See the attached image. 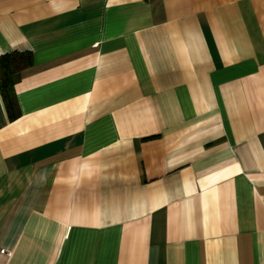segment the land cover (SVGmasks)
<instances>
[{"label": "crops", "instance_id": "0c3cea01", "mask_svg": "<svg viewBox=\"0 0 264 264\" xmlns=\"http://www.w3.org/2000/svg\"><path fill=\"white\" fill-rule=\"evenodd\" d=\"M0 264H264V0H0Z\"/></svg>", "mask_w": 264, "mask_h": 264}, {"label": "trees", "instance_id": "16d2710c", "mask_svg": "<svg viewBox=\"0 0 264 264\" xmlns=\"http://www.w3.org/2000/svg\"><path fill=\"white\" fill-rule=\"evenodd\" d=\"M32 64V56L28 53L0 56V94L11 121L19 116L14 86L20 81L23 71Z\"/></svg>", "mask_w": 264, "mask_h": 264}]
</instances>
